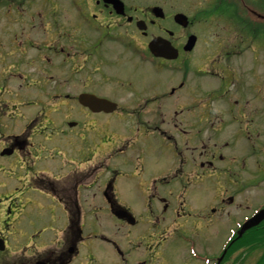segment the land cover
<instances>
[{
    "label": "flooded vegetation",
    "instance_id": "af4514ba",
    "mask_svg": "<svg viewBox=\"0 0 264 264\" xmlns=\"http://www.w3.org/2000/svg\"><path fill=\"white\" fill-rule=\"evenodd\" d=\"M260 3L264 0H0V111L2 118H26L21 131L1 145L0 162L7 151V166L44 169L40 175L53 171V179L37 177L46 188L36 190L53 201L49 214L57 208L67 221L59 227L57 217V229L54 220L37 228L27 216L28 200L4 190L0 234L7 248L0 264H105L91 248L84 254L87 263H76L84 241L105 239L87 228V216L96 217L103 209L109 219L125 214L128 209L118 202L115 181L125 168L141 165L145 153L155 155L163 170L150 181L147 193L157 203L150 201L148 213L166 231L142 233L154 244L149 253H163L167 233H178L185 245V264H224L225 256L231 261L239 250L252 251L248 243H235L211 253L201 238L229 216L234 218L229 235L237 237L253 215L247 205L251 191L264 187ZM61 8L67 11L63 15ZM63 68H68L74 93H62L57 80ZM158 75L171 77L164 88L158 89ZM18 86L27 91L24 99L12 91ZM84 93L118 104L112 114H100L146 119H128L126 132H112L80 104ZM20 103L35 109L22 115ZM61 109L78 112L75 117L81 119L82 125L72 127L79 130L72 137L63 135L72 128L61 118ZM153 118H164V128ZM46 130L58 132L52 148L45 143L51 140L44 138ZM156 132L173 151H158ZM52 150L51 163L42 164V153L51 157ZM59 156L72 162L62 164ZM110 170L112 180H101ZM245 209L249 212L241 214ZM23 232L28 241L21 256L12 258L18 246L13 237ZM140 246L134 262L146 264V245ZM116 248L124 264L128 258Z\"/></svg>",
    "mask_w": 264,
    "mask_h": 264
},
{
    "label": "rangeland",
    "instance_id": "374dc122",
    "mask_svg": "<svg viewBox=\"0 0 264 264\" xmlns=\"http://www.w3.org/2000/svg\"><path fill=\"white\" fill-rule=\"evenodd\" d=\"M63 3L67 4L68 0H62ZM261 1H258V3ZM258 10L264 13V4L260 3L258 6ZM63 8V7H62ZM61 8L60 13L63 15L65 12L70 10L69 7L67 8V11ZM62 18H64L62 16ZM62 67H65L63 65ZM58 80L61 81L63 85V91L65 89L74 93L73 91V83L71 80V75L68 73V68H63L62 70H59L58 72ZM170 79L171 77L169 75H158V78L156 79V82L158 84V89L164 88L163 83L167 81V79ZM11 85H15L14 83ZM20 85V84H19ZM13 93L17 92V94L21 97V99H24L27 95V91H24L23 87L18 86V90L12 89ZM171 102H175V98L171 99ZM161 103H159L160 107ZM69 107L71 104L68 105ZM75 107L77 111L85 115V113L82 111L80 106H77L75 104ZM19 108L22 115L24 113H27L30 111L31 106L24 105L22 103L19 104ZM66 108V107H65ZM38 110V108L36 107ZM67 109V108H66ZM61 118H66V122L68 124L75 122L79 125L81 124V120L77 119L78 112H72L70 113L68 110H62L61 109ZM8 114V112H7ZM2 113L0 111V149L2 148L3 142L10 136L12 133H16L21 131L22 128V121L26 118H2ZM79 115V114H78ZM90 118V117H89ZM94 120H99L102 123H108L110 127V131L112 132H126L127 123L126 120L128 119H146V118H117L115 115L106 116L104 114H97L93 115ZM154 119V118H153ZM164 118H155L154 120L157 121V126H160L162 128V120ZM79 120V121H78ZM70 129V128H68ZM164 130V129H163ZM57 131V130H56ZM54 130H46L44 132V138L50 137V141H46V145L49 148H52L53 146L57 145V133ZM79 130L77 128H72L71 132H67L63 135H68L70 137L74 136L75 133H78ZM143 132V130H142ZM145 134V132H144ZM142 134V135H144ZM140 135V136H142ZM156 137V141L154 142V145L157 147L159 152L168 153L169 151H173L174 147L167 146V142L165 139L161 138V134L156 132L154 134ZM141 146H144V140L140 142ZM62 151H65L64 148H61ZM44 160L42 164H46L47 160H49V163H51L52 158L55 157V150H52V156L48 154V151H45L42 153ZM166 154H164L166 156ZM162 157V158H165ZM8 157V156H7ZM7 157H3L4 162H0V191L6 190L9 194H18L20 198H24L25 200H28V213L27 216L29 218H32L37 223V228H42L44 225H47L48 221L54 220V223H52L53 227H56L57 229V217H58V225L59 227L64 226V224L67 223L66 217L61 214V212H58L57 215V208L54 214H49V206H52L53 201L51 200L50 196L46 195L45 193L39 192L34 189V181L33 178L38 174V170L31 171V169L25 168V167H15V166H7L5 162H7ZM155 155L145 153L141 156V159L138 162H141L140 164L133 165L132 167L125 168L122 170L121 175H119L116 178L115 181V187L117 190V199L118 202L123 205L126 209L131 211L133 216L137 220V224L134 226L126 224L125 226L122 225L121 221L116 219L115 217H112V219L108 218L109 211L106 209H103L99 214L96 215V217L87 216L86 224L87 228L90 231L95 232V234H98V236H104L105 239H95L92 240H86L84 241V244L80 246V252L82 254L81 258H79L76 263H87V259L85 258V252L91 248L94 250L95 253L98 255H102L105 259V264H116L119 262V264H123V260L120 257L119 251L116 248V245L119 246L121 251L124 254L125 258H128L124 264H135V259L139 256L137 254L138 246H140V241H143L141 246L146 245V259L144 262L146 264H185L186 261V255L184 252V246L180 240H178V233H167L166 241L162 244L161 249H163V253L160 255L149 253L152 248L155 250L154 244H152L149 240V236H146L142 238V233L145 231L153 230L155 233H165L164 225L158 223V219L156 216H151L148 213V203L152 200L151 205L156 206V200H153L150 198L149 193H147L148 186L150 184V181L156 177V175L159 177L163 170L160 167L158 163H156ZM58 160L62 164L70 163L72 160L65 156H59ZM76 162H78V159H75ZM74 163V162H73ZM5 164V166H4ZM158 165V166H157ZM42 167V166H40ZM48 170L51 168L46 166ZM43 171V170H41ZM49 176H53L52 174H49ZM114 177V172L109 171L103 175H101V180L107 181L112 180ZM6 184V186H5ZM46 188L45 185H43V182L41 184ZM264 199V187L256 192H252L249 195L248 200V207L252 209L257 207L258 204H261L262 200ZM261 202V203H260ZM97 203L102 204V201H98ZM241 212V210H238L236 213ZM248 213L249 211L247 209L243 210L241 214ZM234 218L227 217V219H222L216 226L215 229H213L210 234H205L201 239L203 241L210 245L208 250L213 253L215 250H218L219 247H222V245L225 243V241L229 237V228L233 226ZM121 227V231H118L117 229ZM187 228H191L189 225H187ZM34 231V230H33ZM88 231V230H87ZM149 231V232H151ZM59 235V234H58ZM14 239L12 241H17L18 246L14 247V250H17L19 247H24V245L28 241V235H26L24 232L21 235H15L13 237ZM247 245L252 246V251L248 250H239L235 252L230 258L234 264H242L244 259H246L245 263L247 264H257L259 261V258L261 257L263 251L260 249H253L257 244L252 242V237L248 240ZM140 246V247H141ZM251 249V248H250ZM136 251V252H135ZM144 251V250H143ZM248 252V253H247ZM148 253V254H147ZM138 255V256H137ZM227 260L224 261V264H230ZM143 263V262H142ZM244 263V264H245Z\"/></svg>",
    "mask_w": 264,
    "mask_h": 264
},
{
    "label": "water",
    "instance_id": "95a60500",
    "mask_svg": "<svg viewBox=\"0 0 264 264\" xmlns=\"http://www.w3.org/2000/svg\"><path fill=\"white\" fill-rule=\"evenodd\" d=\"M81 101L82 103H85V104H91L90 103V100H88V98L86 96L82 97L81 98ZM264 219V211L261 212L257 217H255L253 220H251L245 227L243 230L247 229V228H250V227H253L257 224H259L260 221H262Z\"/></svg>",
    "mask_w": 264,
    "mask_h": 264
},
{
    "label": "trees",
    "instance_id": "16d2710c",
    "mask_svg": "<svg viewBox=\"0 0 264 264\" xmlns=\"http://www.w3.org/2000/svg\"><path fill=\"white\" fill-rule=\"evenodd\" d=\"M252 241L253 243H264V231L263 232H257L254 231L252 234ZM263 260H264V256H263ZM264 264V263H262Z\"/></svg>",
    "mask_w": 264,
    "mask_h": 264
}]
</instances>
